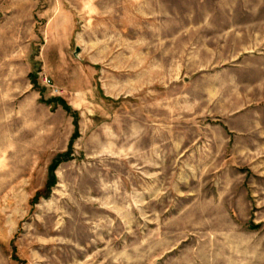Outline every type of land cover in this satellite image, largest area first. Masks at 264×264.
<instances>
[{
    "label": "rangeland",
    "instance_id": "1",
    "mask_svg": "<svg viewBox=\"0 0 264 264\" xmlns=\"http://www.w3.org/2000/svg\"><path fill=\"white\" fill-rule=\"evenodd\" d=\"M0 264H264V0H0Z\"/></svg>",
    "mask_w": 264,
    "mask_h": 264
},
{
    "label": "trees",
    "instance_id": "2",
    "mask_svg": "<svg viewBox=\"0 0 264 264\" xmlns=\"http://www.w3.org/2000/svg\"><path fill=\"white\" fill-rule=\"evenodd\" d=\"M64 106H66V108H69L67 105L64 104Z\"/></svg>",
    "mask_w": 264,
    "mask_h": 264
}]
</instances>
